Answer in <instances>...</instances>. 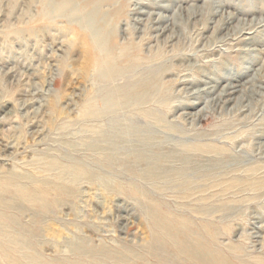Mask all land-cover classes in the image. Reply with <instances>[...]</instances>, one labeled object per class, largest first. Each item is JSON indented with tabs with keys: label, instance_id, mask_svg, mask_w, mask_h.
Listing matches in <instances>:
<instances>
[{
	"label": "rangeland",
	"instance_id": "374dc122",
	"mask_svg": "<svg viewBox=\"0 0 264 264\" xmlns=\"http://www.w3.org/2000/svg\"><path fill=\"white\" fill-rule=\"evenodd\" d=\"M190 252L264 264V0H0V264Z\"/></svg>",
	"mask_w": 264,
	"mask_h": 264
},
{
	"label": "bare ground",
	"instance_id": "6f19581e",
	"mask_svg": "<svg viewBox=\"0 0 264 264\" xmlns=\"http://www.w3.org/2000/svg\"><path fill=\"white\" fill-rule=\"evenodd\" d=\"M61 2L65 3V4H71L74 3L76 0H60ZM195 2V1H194ZM137 5V4H136ZM58 6V5H57ZM60 6V5H59ZM78 6V5H77ZM144 7V6H143ZM218 7V6H217ZM223 7V6H222ZM165 8V7H164ZM215 8V7H214ZM224 8V7H223ZM190 14V13H189ZM252 15V14H251ZM255 15V14H254ZM246 17V16H245ZM194 18V17H193ZM229 21V20H228ZM166 22V21H165ZM161 23V22H160ZM258 23V22H257ZM162 24V23H161ZM163 25V24H162ZM250 25V24H249ZM156 26V25H155ZM161 30V29H160ZM156 31V30H155ZM162 31V30H161ZM160 31V32H161ZM156 33V32H155ZM249 34V33H248ZM155 38V37H154ZM201 85V84H200ZM212 87V86H211ZM232 90V89H231ZM211 93V92H210ZM226 93V92H225ZM209 94V93H208ZM230 94V93H229ZM226 96V95H225ZM210 145V144H209ZM207 252V251H206ZM203 254V253H202ZM212 254V253H211ZM190 256V260H192L193 262H195L196 264H202L201 258L199 256L196 255V253L194 252H190L189 253ZM205 256V255H204ZM208 257V256H207ZM4 261L6 264H20L19 262H17V260L13 257H11L9 254L3 256ZM6 259V260H5ZM210 259V258H209ZM0 260L3 261V259L0 258ZM244 261V260H243Z\"/></svg>",
	"mask_w": 264,
	"mask_h": 264
}]
</instances>
